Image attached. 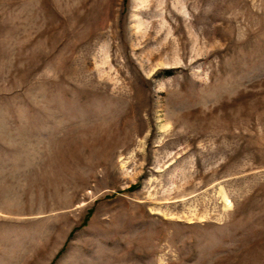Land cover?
<instances>
[{
	"label": "rangeland",
	"instance_id": "rangeland-1",
	"mask_svg": "<svg viewBox=\"0 0 264 264\" xmlns=\"http://www.w3.org/2000/svg\"><path fill=\"white\" fill-rule=\"evenodd\" d=\"M0 264H264V0H0Z\"/></svg>",
	"mask_w": 264,
	"mask_h": 264
}]
</instances>
